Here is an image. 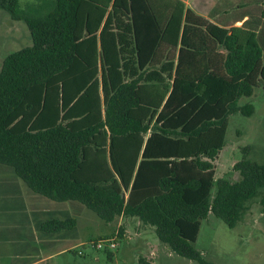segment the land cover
Segmentation results:
<instances>
[{"label": "trees", "instance_id": "obj_1", "mask_svg": "<svg viewBox=\"0 0 264 264\" xmlns=\"http://www.w3.org/2000/svg\"><path fill=\"white\" fill-rule=\"evenodd\" d=\"M0 11L31 39L0 67V179L105 223L136 218L207 264L193 248L201 221L233 228L264 188V165L245 158L238 182L213 173L228 116H250L238 101L264 90V27L212 23L178 0H0Z\"/></svg>", "mask_w": 264, "mask_h": 264}, {"label": "rangeland", "instance_id": "obj_2", "mask_svg": "<svg viewBox=\"0 0 264 264\" xmlns=\"http://www.w3.org/2000/svg\"><path fill=\"white\" fill-rule=\"evenodd\" d=\"M221 9L226 13L217 16ZM260 13L259 0H219L216 10L210 15L215 17L216 23L230 26L246 14L248 19L244 23L259 31L264 27ZM240 25L241 22L234 26ZM30 45V34L25 24L11 20L6 12L0 11V67L8 55ZM246 105L252 107L250 116L239 112L228 116L224 146L213 162L214 181L224 179L231 183L238 182L240 176L234 166L243 158L264 165V90L261 85L254 89L251 97H242L238 101L239 107ZM215 190L214 184L213 194ZM263 209L264 188L257 197L245 203L244 215L233 228H228L212 215L202 220L193 244V248L201 254L202 261L207 264H264ZM128 230L126 237L116 239L115 249L105 247L95 250L84 243L83 247L74 249V252L80 251L84 256L69 252L39 264H140L139 259L149 264H200L174 254L158 240L152 226L142 224L139 229L132 224ZM15 252L11 251L13 254ZM108 253L111 254L110 258ZM5 260L6 257L1 255L0 264H7Z\"/></svg>", "mask_w": 264, "mask_h": 264}, {"label": "crops", "instance_id": "obj_3", "mask_svg": "<svg viewBox=\"0 0 264 264\" xmlns=\"http://www.w3.org/2000/svg\"><path fill=\"white\" fill-rule=\"evenodd\" d=\"M178 1L196 16L216 23L215 17L210 14L216 10L219 0ZM225 13V10L221 9L217 16ZM247 19L248 16L245 14L230 26L223 23L216 24L237 27L234 25L241 22L239 26L241 27ZM79 208L67 202L49 201L39 195L27 193L18 180L2 177L0 179V256L6 257L7 264H39L69 252L84 256L83 253L79 254L80 251L74 252V249L83 247L95 239L116 238L118 234L126 237L132 224H136L139 229L142 225L138 219L124 216L105 223L94 213L89 214L87 209ZM49 211H51V229L47 227L37 234L40 225L45 223L44 220L47 219L45 215ZM69 218L74 219V227L69 226ZM70 245H72L70 248H65ZM13 250L16 251L14 254L11 253Z\"/></svg>", "mask_w": 264, "mask_h": 264}, {"label": "built area", "instance_id": "obj_4", "mask_svg": "<svg viewBox=\"0 0 264 264\" xmlns=\"http://www.w3.org/2000/svg\"><path fill=\"white\" fill-rule=\"evenodd\" d=\"M116 239L117 238L89 241L87 246L95 250H102L105 247H108L109 249H115L117 246ZM81 253L82 252H79V254Z\"/></svg>", "mask_w": 264, "mask_h": 264}]
</instances>
